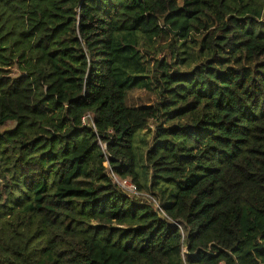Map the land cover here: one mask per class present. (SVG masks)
<instances>
[{"label": "trees", "instance_id": "obj_1", "mask_svg": "<svg viewBox=\"0 0 264 264\" xmlns=\"http://www.w3.org/2000/svg\"><path fill=\"white\" fill-rule=\"evenodd\" d=\"M0 264H264V0H0Z\"/></svg>", "mask_w": 264, "mask_h": 264}, {"label": "rangeland", "instance_id": "obj_2", "mask_svg": "<svg viewBox=\"0 0 264 264\" xmlns=\"http://www.w3.org/2000/svg\"><path fill=\"white\" fill-rule=\"evenodd\" d=\"M199 60L194 59L192 64H196ZM185 68L186 64H182ZM157 96L155 92L147 89H132L127 92L126 95V105L128 107H139L146 104H153L157 101ZM15 127L14 123H9L7 129H13ZM151 133L146 130L138 131L134 137V156H135V168L136 172L139 175L140 181L144 184L147 182L149 176V168L145 161L144 154L145 151L152 144V133L156 128L155 124H151Z\"/></svg>", "mask_w": 264, "mask_h": 264}, {"label": "built area", "instance_id": "obj_3", "mask_svg": "<svg viewBox=\"0 0 264 264\" xmlns=\"http://www.w3.org/2000/svg\"><path fill=\"white\" fill-rule=\"evenodd\" d=\"M81 123L84 126L90 127L95 129V125L92 120V116L90 113H86L82 118H81ZM107 165V164H106ZM109 169V168H108ZM109 175L112 179V182L116 184L121 190L128 194H134V195H144L148 199H150L153 203L154 206L159 209V206L154 198H152L149 195L142 194L141 192L138 191V188L134 182L130 178H120L118 177L114 172H112L111 169H109Z\"/></svg>", "mask_w": 264, "mask_h": 264}]
</instances>
